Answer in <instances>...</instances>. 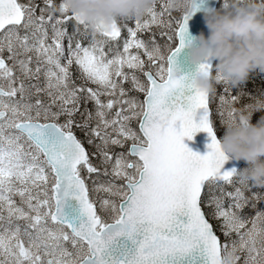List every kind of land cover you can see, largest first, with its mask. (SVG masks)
Listing matches in <instances>:
<instances>
[{
    "label": "snow or ice",
    "instance_id": "1",
    "mask_svg": "<svg viewBox=\"0 0 264 264\" xmlns=\"http://www.w3.org/2000/svg\"><path fill=\"white\" fill-rule=\"evenodd\" d=\"M168 3L124 23L121 50L120 22L85 44L88 25L63 2L0 0V264H221L229 248L264 264V211L241 216L247 183L224 169L213 94L192 85L212 66L182 70L190 17L173 20ZM153 27L163 44L139 38ZM227 95L225 121L237 112ZM201 131L204 155L183 143ZM205 207L236 239L221 241Z\"/></svg>",
    "mask_w": 264,
    "mask_h": 264
},
{
    "label": "clouds",
    "instance_id": "2",
    "mask_svg": "<svg viewBox=\"0 0 264 264\" xmlns=\"http://www.w3.org/2000/svg\"><path fill=\"white\" fill-rule=\"evenodd\" d=\"M67 10L84 21L91 31L98 25L142 20L158 0H62ZM170 11L191 17L199 8L197 0H169ZM53 11H59L53 8ZM207 36L201 32L187 40V59L192 65L215 60L216 75L194 72L195 89L212 95L215 84L236 86L253 71L264 73V0H228L222 11L204 9ZM217 77H220L218 79ZM264 110V99L239 109L234 119H227L226 131L218 141L227 160L244 161L247 167L237 171L245 183L264 188V116L250 122L253 111ZM238 252L229 248L221 264H238Z\"/></svg>",
    "mask_w": 264,
    "mask_h": 264
},
{
    "label": "trees",
    "instance_id": "3",
    "mask_svg": "<svg viewBox=\"0 0 264 264\" xmlns=\"http://www.w3.org/2000/svg\"><path fill=\"white\" fill-rule=\"evenodd\" d=\"M225 89L228 90V92H225ZM228 94V95H227ZM221 95H227V99L231 101V96L236 97L237 100L233 103L232 102V107H235L237 111L239 109H244L251 104H253L256 100L258 99H264V73L257 71H253L249 74L248 78L236 85L232 86L231 84H225L223 82L215 84V93L211 96V103H210V109L212 111L211 113V119H212V125L217 133L219 134L218 130V116H217V101L219 100V97ZM261 116H264V110H259V111H253L251 114V119L250 122L252 124L257 123V121L260 119ZM220 137H223L222 134H219ZM242 163V167L245 168L247 165L245 164L244 161H240ZM250 182V184H248ZM248 187L242 188V192L244 197L246 198V203L244 208L241 211H245L246 209L249 208V206L252 204L255 194H252L250 190L254 191H260L261 188L253 186L252 182L249 180L247 182ZM241 187V185L236 186L235 182H233L230 185H225V192H234L235 188ZM252 197V199H251ZM259 202V201H258ZM232 201L225 197L224 199V204L227 207ZM260 203V202H259ZM204 211L208 218H211V212L212 209L205 207Z\"/></svg>",
    "mask_w": 264,
    "mask_h": 264
},
{
    "label": "water",
    "instance_id": "4",
    "mask_svg": "<svg viewBox=\"0 0 264 264\" xmlns=\"http://www.w3.org/2000/svg\"><path fill=\"white\" fill-rule=\"evenodd\" d=\"M219 0H197L199 5L198 10L190 17L188 20V31H187V38L190 39L192 36L198 35L201 32L204 33L205 36L208 34V29L204 23V9L205 8H214ZM188 49L184 48L181 51L180 56L178 57L180 66L184 71H194L196 66L189 63L188 59ZM212 61L210 60L209 63L212 65ZM201 114V110L197 111L196 119H199V115ZM214 132V131H213ZM215 135V133H214ZM216 137V135H215ZM218 140V138L216 137ZM219 141V140H218ZM183 143L193 152L198 153L199 155H204L208 151L207 144L210 143V138L208 137L206 132H198L193 135V138L189 140L187 137L183 138ZM239 167V163L233 160H227L224 164V169H232L235 168L236 170Z\"/></svg>",
    "mask_w": 264,
    "mask_h": 264
},
{
    "label": "rangeland",
    "instance_id": "5",
    "mask_svg": "<svg viewBox=\"0 0 264 264\" xmlns=\"http://www.w3.org/2000/svg\"><path fill=\"white\" fill-rule=\"evenodd\" d=\"M22 2H23V0H22ZM60 2H62V0H60ZM227 2H228V0H222V1L220 2V4H219L217 10L222 11L223 8H224V6L227 4ZM58 4H59V2H58ZM158 8H159V6H158ZM171 16H172L173 20H175V19H179V18L182 16V14H181L180 12H178V11H173V12H171ZM127 24H129L130 26H134V21H128ZM123 30H124V31H123L124 37H123V39H120V40L118 41V42H119V47H120L121 50H122L123 40H124L125 38H127V31H126V28L123 27ZM159 31H160V30H159L158 28L153 27L152 30H151L150 32H141V33H152V32H155V33L159 34ZM139 38H141V37H139ZM141 39H143V38H141ZM160 43L163 44V43H164V40L162 39V40L160 41ZM133 51L135 52L136 50L133 49ZM142 58H144V59L146 60V57H143V56H142ZM137 74L139 75V73H137ZM141 79H143V78L141 77ZM125 87H126V88H130V87H131L130 83H126V84H125ZM135 93H136V92H135ZM130 95H133V96H139V98L142 100V97H141L140 95H143V94H140V93H136V94H134V93L130 92ZM217 105H218V108H217V116H220V119H218V121H219V130H220V132H222V134L224 135V134H225V131H226V123H225V120H224V119L227 118V106H225V105H221L220 101H217ZM88 107L91 108L92 105L89 104ZM221 112L224 113V119H223V118L221 117V115H220ZM133 127H136V125L134 124ZM77 133L81 136V138H83V136H82L81 133H79V132H77ZM115 150H116V151H120V149H115ZM89 184H91L90 181H89ZM260 207H262V205H260ZM256 211H258V210H254V209H252V210L250 211V214H249L248 217H249V218L253 217V216L255 215V212H256ZM214 221H217V220H214ZM219 224H220V221H218V223H216V226H217V227H216V232H217V234L219 235L221 241H226V240L236 239L235 234H233V235L230 236V237H225V236L221 235L220 230H219ZM240 264H242V261L240 262Z\"/></svg>",
    "mask_w": 264,
    "mask_h": 264
},
{
    "label": "flooded vegetation",
    "instance_id": "6",
    "mask_svg": "<svg viewBox=\"0 0 264 264\" xmlns=\"http://www.w3.org/2000/svg\"><path fill=\"white\" fill-rule=\"evenodd\" d=\"M69 24H70L72 27H74V22H69Z\"/></svg>",
    "mask_w": 264,
    "mask_h": 264
}]
</instances>
